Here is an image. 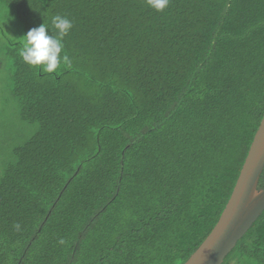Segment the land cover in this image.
I'll list each match as a JSON object with an SVG mask.
<instances>
[{"label":"trees","instance_id":"trees-1","mask_svg":"<svg viewBox=\"0 0 264 264\" xmlns=\"http://www.w3.org/2000/svg\"><path fill=\"white\" fill-rule=\"evenodd\" d=\"M56 15L71 67L50 73L19 53ZM7 17L0 87L22 124L1 145L0 264H183L264 114V0H0ZM230 258L264 264V210Z\"/></svg>","mask_w":264,"mask_h":264},{"label":"water","instance_id":"water-1","mask_svg":"<svg viewBox=\"0 0 264 264\" xmlns=\"http://www.w3.org/2000/svg\"><path fill=\"white\" fill-rule=\"evenodd\" d=\"M264 168V114L241 170L216 224L183 264H222L237 241L264 210V188L258 189Z\"/></svg>","mask_w":264,"mask_h":264},{"label":"clouds","instance_id":"clouds-1","mask_svg":"<svg viewBox=\"0 0 264 264\" xmlns=\"http://www.w3.org/2000/svg\"><path fill=\"white\" fill-rule=\"evenodd\" d=\"M168 2L169 0H147L148 5L157 11L164 10ZM52 25L58 30V36L49 35L46 26L40 24L29 29L23 36L19 53L24 63L30 66H42V71L50 73L55 72L62 63L66 67H71L69 56L63 52L62 41L72 28V22L66 17L56 15L52 18ZM14 227L19 229L20 226L17 224Z\"/></svg>","mask_w":264,"mask_h":264},{"label":"rangeland","instance_id":"rangeland-1","mask_svg":"<svg viewBox=\"0 0 264 264\" xmlns=\"http://www.w3.org/2000/svg\"><path fill=\"white\" fill-rule=\"evenodd\" d=\"M10 17H7L5 20L0 18V25H4V27L7 28L6 31L8 34L15 37L19 33V27L16 23H12ZM0 85H3V81L1 80ZM8 95L9 94L5 90V87H0V140L2 142L0 144V157L2 156V153H4V147L1 145L7 143L6 141L9 140L12 135H15L14 131L21 128L22 124L17 122V119L13 115L14 102L8 98ZM236 261L237 259L230 258L228 261H224L223 264H236Z\"/></svg>","mask_w":264,"mask_h":264}]
</instances>
